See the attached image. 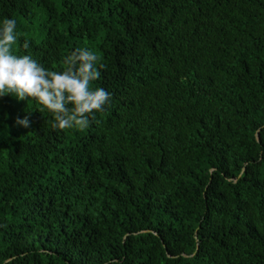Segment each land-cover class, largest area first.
Instances as JSON below:
<instances>
[{
  "label": "trees",
  "instance_id": "1",
  "mask_svg": "<svg viewBox=\"0 0 264 264\" xmlns=\"http://www.w3.org/2000/svg\"><path fill=\"white\" fill-rule=\"evenodd\" d=\"M5 17L50 70L95 51L111 99L82 130L0 98V264H264V0H0Z\"/></svg>",
  "mask_w": 264,
  "mask_h": 264
},
{
  "label": "clouds",
  "instance_id": "2",
  "mask_svg": "<svg viewBox=\"0 0 264 264\" xmlns=\"http://www.w3.org/2000/svg\"><path fill=\"white\" fill-rule=\"evenodd\" d=\"M16 29V19L5 17L0 21V98H31L53 114L57 128H88L90 115L103 111L111 99L104 87L92 86L105 67L98 63L96 52L77 47L65 57L63 70H50L32 55L13 52L18 40ZM29 46L28 41L23 43L25 49ZM30 123L27 116L16 120L22 127Z\"/></svg>",
  "mask_w": 264,
  "mask_h": 264
},
{
  "label": "water",
  "instance_id": "3",
  "mask_svg": "<svg viewBox=\"0 0 264 264\" xmlns=\"http://www.w3.org/2000/svg\"><path fill=\"white\" fill-rule=\"evenodd\" d=\"M256 139H258V135L256 134Z\"/></svg>",
  "mask_w": 264,
  "mask_h": 264
}]
</instances>
